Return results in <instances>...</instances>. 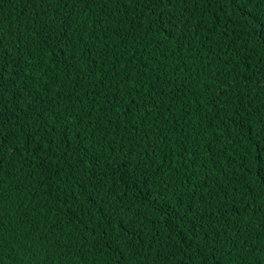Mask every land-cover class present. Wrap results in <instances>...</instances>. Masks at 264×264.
<instances>
[{
    "label": "snow or ice",
    "instance_id": "1",
    "mask_svg": "<svg viewBox=\"0 0 264 264\" xmlns=\"http://www.w3.org/2000/svg\"><path fill=\"white\" fill-rule=\"evenodd\" d=\"M4 2L5 0H0V8ZM7 2L13 3L14 0ZM15 2L30 6L31 10L24 21L8 22L7 27L5 26L7 17L0 13V264H43L41 256L45 255L47 247L51 246L49 236L34 235V232L39 233L42 227L39 221L35 222V227L30 226L28 231L18 227L26 222L22 216L17 215L22 205L14 199L18 193L12 191L14 185L9 177L16 174V164H20L21 169L31 168V164L23 163L27 159L24 153L29 155L35 153L39 158L38 154L50 147L52 133L57 128L62 134L71 133L73 139H76L82 151L76 166L83 165L81 171L98 166L99 157L96 153L99 144L106 137L97 141L95 133L102 130L101 115L106 116L112 111L111 107L98 106L97 97L100 92L96 89L102 83L104 84L102 91L106 96L112 97L117 105L124 103L122 97H131L125 107L126 112L131 113L134 108L136 112L143 109L147 113L142 117L145 130L140 140L145 143L146 149H151V154L159 157V164L154 169L151 179V189L155 191V203L159 205L157 210H163L166 217H172L175 221L172 231L180 238L179 241H173L170 232L164 240L165 256L169 264H224V258L232 257L233 248L237 245L239 248L236 258L239 264H264V95H261L264 93V0H15ZM112 6H117L119 15L112 10ZM209 9L219 13L217 19L224 20L225 25L231 21L235 27H229L228 31H235L237 35L225 50L197 55L194 58L187 54L192 49V39L199 34L207 35L214 31L215 21L210 25L202 14L198 17L202 10ZM136 12L145 14L141 17L142 23L130 24L125 13H131L135 18ZM54 17H60L58 29L60 38L54 37L53 25L49 23ZM248 26H251L250 32L245 31L243 34L253 39L242 40L240 31ZM22 29L24 31H21ZM100 36L104 37L102 42H98ZM157 37L159 40L153 43ZM237 40H240V43H237ZM166 41L174 45L177 51H174L173 55L183 63H177L167 74L165 73L167 64L153 67L144 63L133 71L132 62L138 59L137 53L146 52L150 47L153 51L162 46L167 47ZM250 44L253 47L259 44V50L253 52ZM141 45L143 47H140ZM179 51L186 54L180 57ZM59 52H63V57L49 65L51 57ZM234 56L240 59L232 63ZM213 57L217 61L223 59L224 62L212 73L216 77V95H211L207 84L204 85L207 95L204 103L207 108L204 117L201 118L202 122L199 125L192 124L193 140L201 135L200 129H210L212 136L207 147L210 154L213 151L212 140L224 146L222 152L235 150L244 141H248L252 150L247 152L246 156H250L251 161L245 158L240 167L247 169L251 163L253 178L249 180L244 174L236 175L230 179L228 187L224 184L216 185L211 190L202 192V199L188 197L186 203L187 193H179L177 189L171 188L170 182L162 174L166 167H171L165 149H169L173 141L168 138L167 133L161 134L163 129L159 132L154 131L159 124H166L168 118L160 119L159 106L164 100L154 85L150 87L146 81L164 77L165 86L171 87L176 74L181 70L192 75L187 61L192 60V67H195L197 60H207L211 63ZM58 64L63 66L59 73L55 71ZM208 66L201 65L202 68ZM69 69L73 71L70 72ZM149 73L152 75L149 76ZM62 76L73 77L72 89L81 87V79L89 82L91 90L96 95L92 97L90 105H85L87 111L73 100L72 91ZM242 84L249 89L246 94L248 106L254 105L258 109L255 112H248L247 115L240 111L244 103L243 97L240 103L232 102L236 98V90ZM137 85L140 86L139 89ZM181 91L177 88L171 100L165 105L167 111L174 107L173 101L181 100ZM195 94L193 92V95ZM76 95L80 96L81 93L77 92ZM184 109L185 115L191 120L192 113L188 106L185 105ZM154 111L157 113L156 119L150 122ZM29 112L34 115L35 125L29 119ZM121 114L117 107L116 115ZM224 117H227V120L223 119ZM176 127L173 125L169 131ZM141 130L139 127L136 129L137 132ZM135 146L139 147V141ZM68 152L69 149H66L63 155L68 156ZM162 152L164 155H161ZM171 152L177 157L187 153V163H192L197 157V150L195 148L190 150L186 146L180 147L178 151L173 148ZM93 159L97 160V164L92 163ZM113 159L118 157H108L109 161ZM131 159L130 157L129 163ZM148 161V166H151V155ZM209 163H216L214 154L209 156ZM69 166L71 167V164ZM203 166L202 164L201 167ZM207 183L206 178L200 181L201 185ZM86 193L93 202L103 200L101 208L109 209V215L106 217L108 222L116 224L121 232L128 233L123 221L118 222L115 216L116 212L125 207L126 193H120V198L115 200L119 207H113L115 192L111 193V198L107 192L101 196L98 188L86 189ZM151 198L150 190L146 197L150 204ZM127 212L136 217L142 215L141 209L134 204L127 206ZM221 217L225 218V224L218 223ZM245 217H247L245 231L252 227L254 217L259 220L254 236L257 241H261L259 248L250 244L248 239L241 240L238 227H232L231 222L238 218L242 221ZM27 223L31 225L32 222ZM135 227L136 225H133V228ZM131 235L138 237L135 232ZM59 243L60 240L57 238L56 244ZM226 244L232 245L227 251L224 250ZM105 245L116 258L124 257L118 260V264H145L144 260H137L136 256L151 257L150 251L146 252L140 247L138 238L130 250L124 248V241L119 236L115 238L109 236ZM65 247L69 248L70 245ZM125 251L128 252L127 256H124ZM107 264H112V261L109 260ZM150 264L158 262L152 259ZM229 264L233 262L230 260Z\"/></svg>",
    "mask_w": 264,
    "mask_h": 264
},
{
    "label": "trees",
    "instance_id": "2",
    "mask_svg": "<svg viewBox=\"0 0 264 264\" xmlns=\"http://www.w3.org/2000/svg\"><path fill=\"white\" fill-rule=\"evenodd\" d=\"M30 10V6H26L22 2L17 3L14 0L13 3H8L5 0L2 8H0V13L7 17L5 25L7 27L8 22L24 21L28 17ZM112 10L116 12V15H119L117 6H112ZM200 14L204 16L208 24H213V21H215V24L214 31L207 35L199 34L192 39V49L187 54L192 55L194 58L197 55L225 50L229 42L237 35L235 31H228L229 27H235L231 24V21L225 25L224 20L217 19L219 13H216L213 9L202 10L198 17ZM125 15L131 24L142 23L141 17L145 14L136 12L135 18H133L131 13H125ZM209 17H212V19H208ZM49 23L53 25L54 37L60 38L61 34L58 30L60 17L52 18ZM250 29L251 26H248L240 31L242 40L253 39L251 36L243 34L245 31L250 32ZM21 31L24 30L22 29ZM153 32H155L154 27ZM25 35H27L26 32ZM103 39L104 37L100 36L98 42H102ZM158 40L159 37L153 43ZM199 41H203V43H199ZM165 43L167 47L162 46L155 51L150 47L146 52L137 53L138 59L132 62L133 71L144 63H148L153 67L159 64H167L168 67L165 69L167 74L177 63H183L182 60H177V57L173 55L174 51H177L174 45L167 41ZM237 43H240V40H237ZM109 46H111V41ZM249 46L253 52L260 48L259 44L254 47L251 44ZM140 47H143V45ZM228 50L230 51L231 49ZM50 51L55 52L56 50L50 49ZM185 54L183 51L178 52L180 57ZM62 57L63 52L53 55L48 61L49 65ZM140 57L147 59H141ZM125 59H128V54L125 55ZM236 59L240 58L234 56L232 63ZM223 62V59L217 61L213 57L211 63L207 60H197L195 67H192L193 61L189 60L187 64L192 75L181 70L176 74V79L171 87L165 86L164 77L155 81H146L150 87L154 85L155 90L161 93L164 100V103L159 106L160 119L168 118L166 124H159L154 131L159 132L163 129L161 134L167 133L168 138L173 141L169 149H165V152L168 153L171 167H166L162 174L170 182L171 188L177 189L179 193H187L185 196L186 203L188 197L202 199L201 193L211 190L216 185L224 184L228 187L230 179L236 175L244 174L249 180L253 178L251 163H249L247 169L240 167L245 158L251 161V157L246 156V153L252 150L248 141H244L235 150L229 149L228 152H222L221 149L224 146L212 140V154L215 156L216 163L211 164L209 163V156L212 154L207 151V147L212 131L208 128L200 129L201 135L197 136L195 140H193V134L191 133L192 124L199 125L202 122L201 118L204 117L207 108L206 103H204L207 100L204 85L207 84L211 95H216V77L212 73ZM203 64H208V68H202L201 65ZM62 67V65H56L55 71L57 73L61 72ZM68 71L71 72L73 70L69 69ZM151 75L152 73H149V76ZM62 78L65 79L68 88L71 89L73 100L80 104L84 111H87L85 105H90L92 97L96 95L91 90L89 82L81 79V87L72 89L71 81L73 77L62 76ZM189 81H191L190 84ZM139 87L137 85L138 89ZM103 88L104 84L102 83L96 89V91L100 92L99 97H97L98 106L111 107L112 111L106 116L101 115L102 130L95 133L97 141H101L102 137H106L99 144L96 153L99 157L98 166L94 169L81 171L80 169L83 168V165L76 166V161L82 155L81 148L77 145V141L73 139L71 133L62 134L59 128L52 133L50 147L40 152L38 154L39 158H37L35 153L32 155L24 153L27 159L23 163L25 165L31 164V168L24 167L21 169V165L16 164V174L9 177L10 182L14 185L12 191L18 193V195L14 196V199H16L18 204L22 205L17 215L22 216L26 222L18 225V227L23 231H28L30 226L35 227V222L39 221V225L42 227L39 233L34 232V235L48 234L51 246L47 247L46 254L41 256L43 264H65V262L67 264H107L109 260L112 261V264H118V260H122L124 257L116 258L111 250L106 247L105 241H107L109 236L113 238L119 236L124 241V248L129 250L138 238L140 247H143L146 252L150 251L151 257L137 255V260L142 259L145 264H150V261L155 259L158 264H169L165 256L164 240L170 232L172 233L173 241H179L180 238L172 231L175 226V221L172 217H166L163 210H157L159 205L155 203V191L151 189V179L154 169L159 164V157L151 154V149H146L145 143L140 140L145 130V122L142 117L146 116L147 113L143 109L140 112H136L134 108L131 113L126 112L125 107L131 97H122L124 103L117 105L112 97L105 95L102 91ZM177 88L182 90L180 92L181 100L173 101L174 107L171 108V111H167L165 105L171 100ZM248 91L249 89L242 84L236 90V98L232 101L240 103L241 98H244L240 111L245 115L248 112L258 111L254 105L248 106V97L246 96ZM77 92H80L81 95L77 96ZM193 92L196 94L193 95ZM261 95H264V93ZM137 99L139 98L137 97ZM64 103L71 102L64 101ZM185 105L188 106V110L192 113L191 120L185 115ZM117 107L122 113L119 116L116 115ZM156 116L157 113L154 111L150 122H154ZM29 119L35 125L36 120L32 112H29ZM223 119L227 120V117ZM109 120L111 123H109ZM173 125L177 127L169 131ZM137 127L142 130L137 132ZM149 139H151V136H149ZM137 141H139V147L135 146ZM183 146L188 147L190 150L193 148L197 150V157L192 163H187V153H184L182 157L172 154L171 149L174 148L178 151ZM66 149H69L68 156L63 155ZM229 152L231 155H229ZM149 155H151V166H148ZM161 155H164V152ZM110 156L118 157V159L109 161L108 157ZM130 157L132 159L129 163ZM92 163L97 164V160L93 159ZM70 164L71 167L69 166ZM202 164L204 165L203 167H201ZM146 177L147 179H145ZM205 178L208 181L207 185H201L200 181ZM94 188L100 190L101 196H104L107 192L109 198H111V193L115 192L116 197L113 199V207H119L116 205L115 200L120 198V193L127 194L124 197L125 207L116 212L115 216L118 222L120 220L123 221V224L128 228V233L121 232L116 224L108 222L106 217L109 215V209L107 207L101 208L103 200L98 199L93 202L87 196L86 189L92 190ZM150 190L152 191L151 204L149 199H146ZM133 204L141 209L142 215L140 217L127 212V206ZM145 217L147 218L145 219ZM29 221L32 222L31 225L27 223ZM218 223L221 225L225 224V218L221 217ZM231 223L233 228L238 227L241 240L248 239L250 244H254L257 248L260 247L261 241H257L254 238L259 223L258 218L254 217L252 219V227L247 231L244 228L247 223V217L242 221L238 218ZM133 225H136V227L133 228ZM132 232L137 233L138 237L131 235ZM157 233L159 234L158 236ZM57 238L60 240L59 244H56ZM66 245H70V247L66 248ZM231 246V244H226L224 250L227 251L228 247ZM238 248L239 245L233 248L232 257L226 256L224 258V264H229L230 260L233 264H239L236 258ZM105 252H107V255H105ZM127 255L128 252L125 251L124 256Z\"/></svg>",
    "mask_w": 264,
    "mask_h": 264
}]
</instances>
